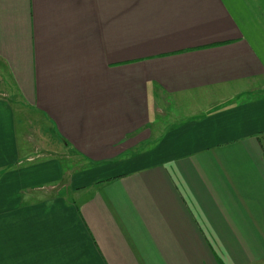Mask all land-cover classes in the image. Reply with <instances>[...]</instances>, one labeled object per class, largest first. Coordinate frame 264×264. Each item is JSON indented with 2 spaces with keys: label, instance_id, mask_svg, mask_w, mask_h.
Listing matches in <instances>:
<instances>
[{
  "label": "crops",
  "instance_id": "obj_1",
  "mask_svg": "<svg viewBox=\"0 0 264 264\" xmlns=\"http://www.w3.org/2000/svg\"><path fill=\"white\" fill-rule=\"evenodd\" d=\"M0 264H264V0H0Z\"/></svg>",
  "mask_w": 264,
  "mask_h": 264
},
{
  "label": "rangeland",
  "instance_id": "obj_2",
  "mask_svg": "<svg viewBox=\"0 0 264 264\" xmlns=\"http://www.w3.org/2000/svg\"><path fill=\"white\" fill-rule=\"evenodd\" d=\"M170 109L165 110L166 111L165 114L161 113V114H163L162 116L160 114V116L156 120V124H160L161 121H165L166 123H170L172 121H175L177 119L185 117V110L182 109V110H179L177 113H172ZM72 157H74L73 154H72Z\"/></svg>",
  "mask_w": 264,
  "mask_h": 264
}]
</instances>
